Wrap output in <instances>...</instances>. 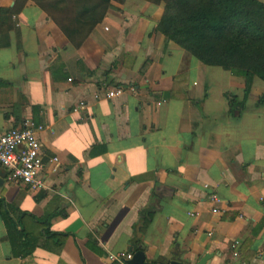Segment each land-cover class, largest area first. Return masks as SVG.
I'll return each mask as SVG.
<instances>
[{
    "label": "crops",
    "instance_id": "crops-1",
    "mask_svg": "<svg viewBox=\"0 0 264 264\" xmlns=\"http://www.w3.org/2000/svg\"><path fill=\"white\" fill-rule=\"evenodd\" d=\"M25 1L0 34V135L41 126L59 170L39 192L0 174V200L67 238L14 259L0 222V264H112L130 249L148 264H264V83L232 113L224 94L240 102L246 81L155 33L162 6L112 4L75 50L38 6L53 0Z\"/></svg>",
    "mask_w": 264,
    "mask_h": 264
},
{
    "label": "trees",
    "instance_id": "trees-1",
    "mask_svg": "<svg viewBox=\"0 0 264 264\" xmlns=\"http://www.w3.org/2000/svg\"><path fill=\"white\" fill-rule=\"evenodd\" d=\"M0 10V34L6 16L11 18L25 5ZM126 0L50 1L39 4L69 44L79 50L111 5ZM163 11L155 33L173 42L189 58L204 67H215L246 81L242 100L225 95L228 108L243 111L250 79L264 83V4L257 0H140ZM11 28L6 27L5 31ZM5 43L3 47L8 46ZM264 104V94L258 99ZM0 222L9 242L11 257L24 260L39 248L58 255L66 235L51 234L47 220H37L0 200ZM29 224V226L27 225ZM135 233V229L132 230ZM136 250V249H135ZM140 251V249L138 250ZM141 252V251H140Z\"/></svg>",
    "mask_w": 264,
    "mask_h": 264
},
{
    "label": "built area",
    "instance_id": "built-area-1",
    "mask_svg": "<svg viewBox=\"0 0 264 264\" xmlns=\"http://www.w3.org/2000/svg\"><path fill=\"white\" fill-rule=\"evenodd\" d=\"M121 89L107 91L104 99L111 101L122 95ZM83 105L79 104L76 109ZM76 109L73 112H76ZM44 128L31 121H23L19 128L6 130L0 135V174L3 181L10 185H18L31 192H39L44 189V177L46 174L55 175L59 170V160L50 158L44 164V154L37 139V135ZM214 204H218L215 196H212ZM214 214H219L218 209H212ZM193 215H190L192 217ZM195 217V215H194ZM233 249L235 246L232 247ZM132 257V253L109 256L112 264H126Z\"/></svg>",
    "mask_w": 264,
    "mask_h": 264
},
{
    "label": "water",
    "instance_id": "water-1",
    "mask_svg": "<svg viewBox=\"0 0 264 264\" xmlns=\"http://www.w3.org/2000/svg\"><path fill=\"white\" fill-rule=\"evenodd\" d=\"M130 253H132V250L130 249ZM143 252H137L132 254L131 259L126 264H148L144 261ZM210 255H204L197 264H207V262L210 259ZM170 264H179V263H173L170 262Z\"/></svg>",
    "mask_w": 264,
    "mask_h": 264
},
{
    "label": "rangeland",
    "instance_id": "rangeland-1",
    "mask_svg": "<svg viewBox=\"0 0 264 264\" xmlns=\"http://www.w3.org/2000/svg\"><path fill=\"white\" fill-rule=\"evenodd\" d=\"M257 1H259V2L262 3V4H264V0H257Z\"/></svg>",
    "mask_w": 264,
    "mask_h": 264
}]
</instances>
